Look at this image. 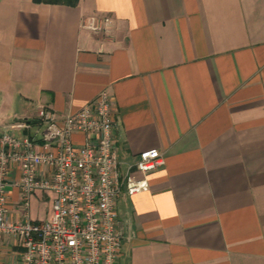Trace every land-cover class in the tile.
<instances>
[{
  "label": "crops",
  "instance_id": "1",
  "mask_svg": "<svg viewBox=\"0 0 264 264\" xmlns=\"http://www.w3.org/2000/svg\"><path fill=\"white\" fill-rule=\"evenodd\" d=\"M95 16L111 18L104 34L82 26ZM104 90L122 172L143 151L165 157L119 200V264H264V0H0V135ZM54 198L33 194L32 221ZM22 252L6 235L3 260Z\"/></svg>",
  "mask_w": 264,
  "mask_h": 264
},
{
  "label": "built area",
  "instance_id": "2",
  "mask_svg": "<svg viewBox=\"0 0 264 264\" xmlns=\"http://www.w3.org/2000/svg\"><path fill=\"white\" fill-rule=\"evenodd\" d=\"M111 23L108 16H95L82 26L104 34ZM115 114L113 96L104 90L63 119L40 108L12 125L26 130L24 136L0 135V264H119L124 242L119 200L124 192L148 190L149 174L165 157L156 148L143 151L123 173ZM39 189L55 193L53 213L49 220L32 221L31 198ZM13 190L20 193L19 217ZM8 234L23 248L10 262L3 260Z\"/></svg>",
  "mask_w": 264,
  "mask_h": 264
},
{
  "label": "trees",
  "instance_id": "3",
  "mask_svg": "<svg viewBox=\"0 0 264 264\" xmlns=\"http://www.w3.org/2000/svg\"><path fill=\"white\" fill-rule=\"evenodd\" d=\"M49 3H66V4H77L78 0H37Z\"/></svg>",
  "mask_w": 264,
  "mask_h": 264
}]
</instances>
